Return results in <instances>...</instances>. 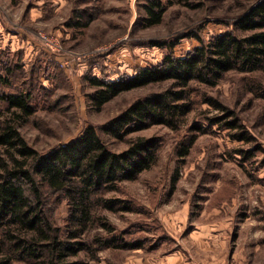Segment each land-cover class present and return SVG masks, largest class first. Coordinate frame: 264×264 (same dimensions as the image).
<instances>
[{
    "label": "rangeland",
    "instance_id": "rangeland-1",
    "mask_svg": "<svg viewBox=\"0 0 264 264\" xmlns=\"http://www.w3.org/2000/svg\"><path fill=\"white\" fill-rule=\"evenodd\" d=\"M146 1L0 0V54L21 55L36 107L18 129L40 151L88 125L115 151L138 136L156 139L155 162L138 179L120 186L133 199V210L103 211L117 227L129 226V236H144V247L104 249L96 260L83 256L86 264H264V100L245 90V74L232 73L208 89L236 109L253 137L250 142L232 138L229 129L216 123L206 131L191 130L197 138L180 157L177 133L165 126L135 131L124 140L100 130L133 100L162 85L124 91L96 109L87 95L93 90L87 76L133 75L161 61L168 50L157 42L196 29L207 40L224 31L222 22L241 9L233 0H207L197 9L175 2L161 24L145 26ZM88 13L93 18L77 27L78 15L84 22ZM40 31L56 34L61 51L46 49L38 39ZM198 44L194 37H181L173 53L184 55ZM207 108L204 104L194 110L178 132L205 123ZM65 214L62 205L56 222L63 224Z\"/></svg>",
    "mask_w": 264,
    "mask_h": 264
},
{
    "label": "trees",
    "instance_id": "trees-1",
    "mask_svg": "<svg viewBox=\"0 0 264 264\" xmlns=\"http://www.w3.org/2000/svg\"><path fill=\"white\" fill-rule=\"evenodd\" d=\"M233 1L241 9L222 22L224 31L207 40L199 30H189L176 40L154 44L168 51L160 62L138 68L133 75L87 76L93 87L87 95L96 109L124 91L162 85L133 100L100 130L124 140L135 131L165 126L177 133L180 157L197 138L191 130L206 131L216 123L229 129L232 138L250 142L253 137L236 109L208 89L239 72L246 75L245 90L264 100V0ZM175 2L197 9L207 0H147L142 24H161ZM87 16L82 22L83 15H78L75 25L86 26L93 14ZM181 37H194L199 44L177 56L173 48ZM14 54H0V264H86L83 256L96 260L104 249L143 248L144 236H129V226L117 227L103 211L133 210V199L120 186L138 179L155 162L156 139L138 136L115 151L95 126L88 125L67 141L42 151L34 148L18 129L36 107L26 79L29 73L21 55ZM204 104L209 107L204 110L206 122L178 132ZM62 205L66 214L60 224L55 212Z\"/></svg>",
    "mask_w": 264,
    "mask_h": 264
},
{
    "label": "built area",
    "instance_id": "built-area-1",
    "mask_svg": "<svg viewBox=\"0 0 264 264\" xmlns=\"http://www.w3.org/2000/svg\"><path fill=\"white\" fill-rule=\"evenodd\" d=\"M38 38L40 39V41L42 42V44L45 46L46 49L52 52L61 51L62 46L56 34L40 31L38 33Z\"/></svg>",
    "mask_w": 264,
    "mask_h": 264
}]
</instances>
